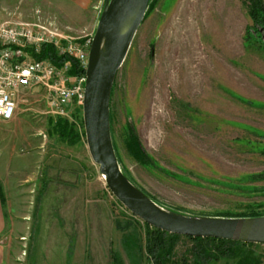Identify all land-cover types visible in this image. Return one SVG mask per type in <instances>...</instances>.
I'll list each match as a JSON object with an SVG mask.
<instances>
[{
    "label": "rangeland",
    "instance_id": "rangeland-1",
    "mask_svg": "<svg viewBox=\"0 0 264 264\" xmlns=\"http://www.w3.org/2000/svg\"><path fill=\"white\" fill-rule=\"evenodd\" d=\"M104 1L79 10L65 0H0V23L42 26L62 46L93 36ZM250 26L242 0H151L131 40L111 88L110 136L119 168L161 207L188 216L264 214V35L257 39ZM14 100L12 118L0 121L7 264H111V255L145 264L143 224L108 192L84 138H57L58 118L83 132L81 106L56 114L42 86ZM127 125L151 166L126 152ZM191 255V242L174 243L175 264ZM243 255L264 264V245L206 264Z\"/></svg>",
    "mask_w": 264,
    "mask_h": 264
},
{
    "label": "water",
    "instance_id": "water-1",
    "mask_svg": "<svg viewBox=\"0 0 264 264\" xmlns=\"http://www.w3.org/2000/svg\"><path fill=\"white\" fill-rule=\"evenodd\" d=\"M150 0H105L87 51L81 103L82 130L91 162L108 192L133 217L168 234L264 245V215L248 218L188 216L157 205L121 172L109 128L115 74L142 23Z\"/></svg>",
    "mask_w": 264,
    "mask_h": 264
},
{
    "label": "built area",
    "instance_id": "built-area-1",
    "mask_svg": "<svg viewBox=\"0 0 264 264\" xmlns=\"http://www.w3.org/2000/svg\"><path fill=\"white\" fill-rule=\"evenodd\" d=\"M63 39V38H60ZM91 38L80 42L65 40L61 46L57 35L42 26L22 23H0V121H9L15 109V97L22 89L42 86L49 96V107L62 114L68 103L81 106L84 70ZM53 44L58 54L74 57L82 74L68 75V65L56 68L48 60H34L42 44Z\"/></svg>",
    "mask_w": 264,
    "mask_h": 264
},
{
    "label": "trees",
    "instance_id": "trees-1",
    "mask_svg": "<svg viewBox=\"0 0 264 264\" xmlns=\"http://www.w3.org/2000/svg\"><path fill=\"white\" fill-rule=\"evenodd\" d=\"M242 3L245 5L248 18L251 21V26L248 28L247 31L252 32L251 34L257 37V39H259L264 35V2L262 0H242ZM150 5L151 0L149 1L144 18L147 15ZM77 41L80 42L81 40ZM31 57L34 60H48L56 68L67 64L69 76L74 77L82 74V70L80 69L77 60L74 57L66 54H58L53 44H42L39 47L37 53H31ZM53 128L55 130L58 140L68 145L72 144L73 141L78 137L84 138L83 132H81L80 135L75 133L74 126L67 120L61 118L55 120V122L53 123ZM124 147L126 152L135 162L145 166L152 165L150 158L146 155V153L140 146L137 137L130 125H127ZM120 170L125 175L121 168ZM142 192L146 196H148L152 201H154L147 193H145L144 191ZM164 209L167 211L178 213L177 211L172 209ZM263 215L264 214L250 213L248 215L239 216L214 215V217L248 218ZM142 224L144 227L143 251L145 254V264H175V262L171 260L172 250L174 243L180 238H184L191 242L192 261L190 263H185L181 259L179 260V264H206L210 261H226V259L233 257V253L235 251H239L240 249H245L251 247L252 245H256L213 238H191L187 236L173 235L160 231L158 229L151 228L144 223ZM115 225L118 227L117 223ZM111 264H120V262L117 257L111 255ZM235 264H257V262L255 260L250 262V258L248 256L243 255L238 258L237 261H235Z\"/></svg>",
    "mask_w": 264,
    "mask_h": 264
},
{
    "label": "crops",
    "instance_id": "crops-1",
    "mask_svg": "<svg viewBox=\"0 0 264 264\" xmlns=\"http://www.w3.org/2000/svg\"><path fill=\"white\" fill-rule=\"evenodd\" d=\"M65 1H68L72 4H74L80 10V9H84V7H86L87 2H89L90 0H65ZM62 25L66 26V25H68V23L65 22ZM4 228H5V217H4L2 207H1V202H0V264H7L6 255H5L6 250L1 243L2 232H3ZM216 264H220V262H217Z\"/></svg>",
    "mask_w": 264,
    "mask_h": 264
}]
</instances>
